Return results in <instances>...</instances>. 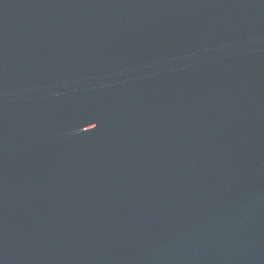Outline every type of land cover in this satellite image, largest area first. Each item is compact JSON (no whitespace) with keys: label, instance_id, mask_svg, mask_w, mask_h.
Segmentation results:
<instances>
[{"label":"water","instance_id":"95a60500","mask_svg":"<svg viewBox=\"0 0 264 264\" xmlns=\"http://www.w3.org/2000/svg\"><path fill=\"white\" fill-rule=\"evenodd\" d=\"M0 264H264V0H0Z\"/></svg>","mask_w":264,"mask_h":264}]
</instances>
